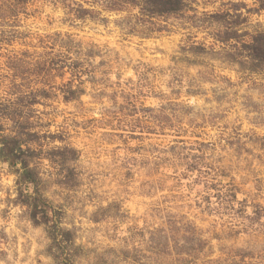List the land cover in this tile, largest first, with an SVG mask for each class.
<instances>
[{
  "label": "rangeland",
  "instance_id": "obj_1",
  "mask_svg": "<svg viewBox=\"0 0 264 264\" xmlns=\"http://www.w3.org/2000/svg\"><path fill=\"white\" fill-rule=\"evenodd\" d=\"M172 1L0 0V264H264V0Z\"/></svg>",
  "mask_w": 264,
  "mask_h": 264
},
{
  "label": "trees",
  "instance_id": "obj_2",
  "mask_svg": "<svg viewBox=\"0 0 264 264\" xmlns=\"http://www.w3.org/2000/svg\"><path fill=\"white\" fill-rule=\"evenodd\" d=\"M155 5H160L159 7H162L165 11H172L175 12L178 10L177 5H173V1L172 0H154ZM5 148V147H4ZM6 149V148H5ZM8 149V148H7ZM8 151V150H7ZM6 153H2V151L0 152V157L4 160V161H8V159H6L5 155ZM10 160V159H9ZM10 163L13 164V161H9ZM32 171L30 170V168H28L27 166H24L23 168V173L20 175V181L24 182V183H33L35 181H33L34 179L31 177ZM33 179V180H32ZM38 204V203H37ZM35 205V209L37 208L38 205Z\"/></svg>",
  "mask_w": 264,
  "mask_h": 264
}]
</instances>
